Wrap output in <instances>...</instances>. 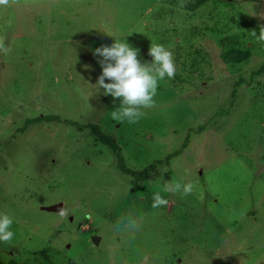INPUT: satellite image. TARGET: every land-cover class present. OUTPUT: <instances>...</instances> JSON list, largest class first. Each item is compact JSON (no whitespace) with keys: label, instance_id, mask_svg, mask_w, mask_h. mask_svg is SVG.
<instances>
[{"label":"rangeland","instance_id":"rangeland-1","mask_svg":"<svg viewBox=\"0 0 264 264\" xmlns=\"http://www.w3.org/2000/svg\"><path fill=\"white\" fill-rule=\"evenodd\" d=\"M179 2L0 6L11 48L0 54V212L14 233L0 242V264H264V43L250 35L264 25V0H209L192 11ZM115 38L138 48L142 63L152 42L175 57V77L160 81L156 107L135 124L112 120L119 100L94 86V50ZM230 48L248 56L223 62ZM37 116L58 119L24 126ZM67 121L97 125L126 167L149 166L147 176L122 173L111 149ZM181 180L194 183L190 195L162 191ZM157 191L170 206L152 208ZM130 213L139 231H117Z\"/></svg>","mask_w":264,"mask_h":264},{"label":"clouds","instance_id":"clouds-1","mask_svg":"<svg viewBox=\"0 0 264 264\" xmlns=\"http://www.w3.org/2000/svg\"><path fill=\"white\" fill-rule=\"evenodd\" d=\"M17 2L18 0H0V6L6 7ZM178 6L184 7L183 0H180ZM250 35L256 38L257 42L264 43V25L259 26V35L254 29L250 31ZM10 51L11 48L0 38V54L7 55ZM139 51L124 39L115 38L110 46L101 45L93 53L102 58L98 60L102 73L94 86L98 91L103 89L104 95L119 100V106L110 112V118L119 123H138L146 115L144 110L156 107L155 97L160 81L166 77L173 79L176 74L174 53L167 46L152 42L148 50V55L152 57L150 63L141 62L138 58ZM106 80L109 82L106 83ZM194 187L190 180L186 183L182 180L167 181L163 183L162 191L187 196L193 192ZM152 199L153 209L170 206L169 200L164 198L160 191L155 192ZM60 215H66V211L61 210ZM12 224L13 218L5 212H0V242H10L13 239L14 233L10 230ZM139 229L140 218L131 213L121 217L116 225L117 231L127 230L129 233H135Z\"/></svg>","mask_w":264,"mask_h":264},{"label":"trees","instance_id":"trees-1","mask_svg":"<svg viewBox=\"0 0 264 264\" xmlns=\"http://www.w3.org/2000/svg\"><path fill=\"white\" fill-rule=\"evenodd\" d=\"M207 1H209V0H183V2H184L183 8L186 10L192 11ZM247 56H248V51L245 49L230 48V49H227L224 52V54L222 55V61L223 62H239L241 60H244ZM259 71H264V67L261 66L259 68ZM241 82H242V79H239L238 81H236L235 84L238 86L241 84ZM225 112L226 111L224 109H220L216 113V115H223ZM54 119L57 120L58 118L56 116H37V117L32 118V119H26L24 121V126H27L28 124H34V123L40 122L42 120H54ZM66 123H69L72 126L74 125L78 129L87 128L88 131L95 137V139L97 141H99L100 143L106 145L109 149H111V151L113 152L114 157L116 159V162H117L116 163L117 168L122 173H125V174L131 176L132 178H134L136 180H142L147 176V171L150 168L149 166L144 167L141 171H135V170H132V169L126 167L124 160H123V156L120 153V151L118 150L117 145L115 144L113 139L110 136L103 134L97 125L91 124V123H87L85 125H83V124L79 125V124L72 122V121H67ZM198 129L199 130L203 129V126L202 125L199 126ZM187 141H188V137L185 136L180 149L172 152L169 155V157L174 156L177 153H179L180 150L186 146Z\"/></svg>","mask_w":264,"mask_h":264},{"label":"water","instance_id":"water-1","mask_svg":"<svg viewBox=\"0 0 264 264\" xmlns=\"http://www.w3.org/2000/svg\"><path fill=\"white\" fill-rule=\"evenodd\" d=\"M47 210H54V211H60L61 209V205L58 203V204H54V205H50V206H47L45 207ZM94 241H96V239H94Z\"/></svg>","mask_w":264,"mask_h":264}]
</instances>
